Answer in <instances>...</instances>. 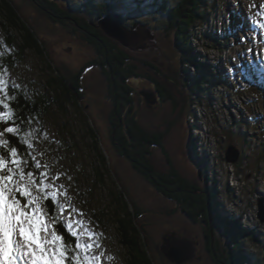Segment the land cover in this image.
<instances>
[{
    "label": "rangeland",
    "instance_id": "obj_1",
    "mask_svg": "<svg viewBox=\"0 0 264 264\" xmlns=\"http://www.w3.org/2000/svg\"><path fill=\"white\" fill-rule=\"evenodd\" d=\"M11 1L35 25L45 50V54L27 50L15 69L8 71L12 82L22 85L31 96L50 98L54 93L48 84L57 77L54 66L70 76L84 69L80 76L84 98L77 106L66 103V110L50 102L37 125L50 138L47 143L41 138L37 148L46 153L44 159L55 171L72 177L70 194L75 206L86 214L95 231L103 233L104 264H128L129 250L120 236L119 220H132L138 226L140 242L155 264H177L164 257L165 240H186L192 245V256L183 264H219L212 249L219 244L222 254L229 248L223 230L211 231L210 247L204 214L199 220L190 219L180 201L164 196L115 148L110 123L115 108L107 76L110 68L90 44L87 33L74 25L49 21L31 0ZM54 1L80 5L90 0ZM153 1L108 0L122 13L126 32L140 37L128 45L109 37L137 73L126 80L137 118L147 131L169 130L164 149L152 150V162L159 172L168 175L173 167L201 188L216 183L222 212L230 220L240 219V224L253 232L244 240L249 261L264 264V223L258 218L259 202L264 200V30L254 28L245 18L250 5H264V0H205L207 6L213 4L212 11L191 28L201 69L182 65L183 52L167 30L170 23ZM180 1L169 0V4L175 6ZM94 2L104 4L102 0ZM81 17L106 34L97 16L83 13ZM245 32L251 42L242 39ZM15 50L0 25V53L5 57ZM253 71L257 80L247 75ZM204 74H210V79L199 89L203 98L191 104L194 93L184 83ZM154 80L168 89L166 97L155 92ZM230 146L240 152L236 163L226 160Z\"/></svg>",
    "mask_w": 264,
    "mask_h": 264
},
{
    "label": "trees",
    "instance_id": "obj_2",
    "mask_svg": "<svg viewBox=\"0 0 264 264\" xmlns=\"http://www.w3.org/2000/svg\"><path fill=\"white\" fill-rule=\"evenodd\" d=\"M154 1L153 5L164 16L166 15L165 17L170 23L167 30L175 36L178 47L183 52L182 65L201 69V55L192 44L194 34L191 32V28L193 24L195 25V23L205 20L209 16L213 4L211 3V6H209L210 3L208 2L207 6L205 0H181L175 6H171L169 0ZM31 2L39 13L49 21L62 25H74L87 33L90 44L98 50L101 57H103V61L110 68L107 76L110 85L109 97L113 99L115 108L110 119L112 141L115 148L121 156L130 160L134 169L142 174L164 196L180 201L183 205L184 213L190 219L199 220V215L204 214L205 219L203 221L207 223L206 235L210 245L212 243L210 239L211 231L223 230L220 224V217L216 214L221 212L222 209L218 186L215 183L206 186V188H201L196 182L184 178L173 167L168 175L157 170L156 165L152 162V150L157 147L164 149V140L169 134V130L150 132L140 124L137 113L133 109L134 102L130 96V87L126 84L128 76L137 75L135 68L128 64L129 60L126 58V54L107 34H104L102 30H96L94 23L86 22L81 17L83 13L94 15L97 16L100 22L111 12L118 13L121 16L122 13L117 11L113 3L100 4L95 3L94 0L80 5H72L70 2L64 4L54 0H31ZM20 12L19 7L11 0H0V25L7 37V43L16 49L15 53L8 54L1 59V63L8 71L15 69L17 60L21 59V56L27 50L45 54L35 25L25 19ZM16 55L17 58H15ZM49 67L52 68L51 64ZM151 67L156 70L155 66L151 65ZM54 70L57 73V77L48 84L49 87L53 88L54 95L50 98L47 95L37 97L31 96L27 92L25 97L21 93L19 106L23 110L22 115H27L31 112L33 116L38 114L40 119L48 112V105L51 101L56 102L63 110H66V103L70 102L77 106L79 99L84 98L85 94L80 82V76L84 69L76 76H70L59 66H54ZM209 75L204 74L198 80L184 83L186 88L188 83L190 85L189 88L193 90V97L195 98L191 104H197L201 101L200 98H203L199 89L202 88L203 83L210 79ZM247 75L249 78L257 80L256 71ZM152 82L154 83L155 92H159L160 96L166 97L169 94L168 89L165 88L162 82L158 80ZM25 100H27L28 107H25ZM176 104L179 106L178 103ZM33 108L35 109L34 112L32 111ZM92 134L95 137V132ZM200 163L204 165L202 160ZM210 208L215 211L210 212ZM227 217L234 226V231L227 234L230 244L229 248L222 254L219 252V244L214 245V250L211 248L217 262L219 264H259L249 261L244 244L245 238L251 237L253 232L240 224V219L230 220L229 216ZM119 223L120 236L125 238L123 243L129 250L127 263L155 264L147 249L140 242V229L138 226L132 220H119ZM241 245H243V248H241Z\"/></svg>",
    "mask_w": 264,
    "mask_h": 264
},
{
    "label": "snow or ice",
    "instance_id": "obj_3",
    "mask_svg": "<svg viewBox=\"0 0 264 264\" xmlns=\"http://www.w3.org/2000/svg\"><path fill=\"white\" fill-rule=\"evenodd\" d=\"M245 18L264 30V5H250ZM139 38L136 32L125 35L130 44ZM242 39L251 42L246 32ZM21 93L27 96V90L12 82L0 63V264H104L103 233L95 231L75 206L70 194L72 177L55 171L44 159L46 153L38 150L41 138L47 143L50 137L37 126L38 114H21ZM216 214L222 234L233 232L227 214L222 210Z\"/></svg>",
    "mask_w": 264,
    "mask_h": 264
},
{
    "label": "water",
    "instance_id": "obj_4",
    "mask_svg": "<svg viewBox=\"0 0 264 264\" xmlns=\"http://www.w3.org/2000/svg\"><path fill=\"white\" fill-rule=\"evenodd\" d=\"M122 16L118 13L111 12L105 18L100 20L99 26L111 38L128 45L125 35L127 34L122 23ZM148 100V98H147ZM240 152L235 146H230L226 152V160L230 163H236L239 159ZM258 218L264 223V200L259 202ZM164 257L171 262L183 264L192 256V245L186 240H165L162 248Z\"/></svg>",
    "mask_w": 264,
    "mask_h": 264
},
{
    "label": "bare ground",
    "instance_id": "obj_5",
    "mask_svg": "<svg viewBox=\"0 0 264 264\" xmlns=\"http://www.w3.org/2000/svg\"><path fill=\"white\" fill-rule=\"evenodd\" d=\"M204 4V3H203ZM208 244V243H207Z\"/></svg>",
    "mask_w": 264,
    "mask_h": 264
}]
</instances>
